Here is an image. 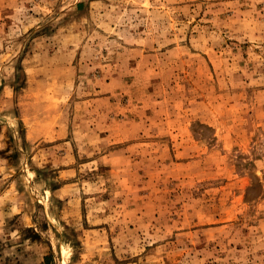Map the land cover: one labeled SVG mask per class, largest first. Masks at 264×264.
<instances>
[{"label": "rangeland", "instance_id": "obj_1", "mask_svg": "<svg viewBox=\"0 0 264 264\" xmlns=\"http://www.w3.org/2000/svg\"><path fill=\"white\" fill-rule=\"evenodd\" d=\"M0 264H264V0H0Z\"/></svg>", "mask_w": 264, "mask_h": 264}, {"label": "crops", "instance_id": "obj_2", "mask_svg": "<svg viewBox=\"0 0 264 264\" xmlns=\"http://www.w3.org/2000/svg\"><path fill=\"white\" fill-rule=\"evenodd\" d=\"M33 68V72H35ZM36 74L28 75L25 86L21 89L25 94L29 92V101L23 103V107L20 114V120L24 124L25 133L28 139L36 140L40 137L48 135L58 134L59 138H64L68 134L67 126L64 124L63 119L58 122L56 120L51 124V113L44 114L41 112V107L45 105H39L41 99L44 100L45 96L51 94V75L44 77ZM41 97V98H40ZM51 125H55L52 126Z\"/></svg>", "mask_w": 264, "mask_h": 264}]
</instances>
